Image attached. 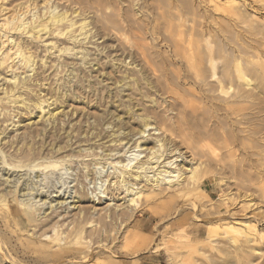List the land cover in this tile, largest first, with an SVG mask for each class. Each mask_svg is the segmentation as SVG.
<instances>
[{
  "label": "bare ground",
  "instance_id": "1",
  "mask_svg": "<svg viewBox=\"0 0 264 264\" xmlns=\"http://www.w3.org/2000/svg\"><path fill=\"white\" fill-rule=\"evenodd\" d=\"M64 1L0 4V264H151L164 249L181 264V234L156 242L157 208L191 198L195 217L244 252L263 244L264 225L245 213L253 201L224 189L240 182L264 202V30H237L255 12L180 0L182 13L170 0L156 39L139 0ZM212 181L239 208H216Z\"/></svg>",
  "mask_w": 264,
  "mask_h": 264
},
{
  "label": "rangeland",
  "instance_id": "2",
  "mask_svg": "<svg viewBox=\"0 0 264 264\" xmlns=\"http://www.w3.org/2000/svg\"><path fill=\"white\" fill-rule=\"evenodd\" d=\"M24 1L25 0H5V1L0 0V4L2 2L7 7H9V9H11V8L17 7L18 6L17 4L23 3ZM119 1L125 3L124 6H126V5L129 6V4H131L133 1L136 2L137 0H119ZM172 1L170 2V0H163V1L162 0H139V2H140L139 7L141 8V11L143 12V14L145 13L146 16H149L148 14H150L149 17H151L150 18L151 20H153V17H154V19L158 18V19H156L157 21L156 20L155 21L158 24L161 23V25L160 24L159 25L158 24L157 25L152 24V25H150L151 27L149 26L150 27V33L152 32V29L154 28V26L157 27V30H158V28H160L158 30L159 32L156 30L157 31L156 32L157 34H155L156 39H158V37H159V39H162V37H164V31H162V30H164V24L162 22L163 19L160 17V15L162 13H166L169 11V5L167 3L170 2L171 5L177 4V5H179V7L181 9H183L182 13H187V10H186L187 8L180 2V0H172ZM226 1H228V0H225V2ZM239 1L240 2L245 1V4H247V8H248L249 12H251L252 14H253V12H255V15H256V16H254L253 19L252 18L249 19L250 21L251 20L252 21L249 22L248 27L247 26L244 27L243 30L245 32L242 30L243 25H240L241 28H240V26H238V28H237L239 33H241V36L244 35L243 37L244 38L246 37L245 39H247V38L250 39V37H251L250 34L251 33L253 34L256 32V30L254 29V26L255 27L259 26V29H262V27H263L262 30H264V25H260L258 22V20L260 18L263 20L262 22L264 24V0H239ZM165 3L167 4V6ZM42 4L43 3H40L39 5L41 6ZM52 4L58 5L59 10H61L63 8L67 9V7L69 6V4L66 3L64 0L63 1L52 0L50 5H52ZM159 4H160V8H162V9H160V8H157V9L158 10L160 9L162 12L158 11L159 12L158 13V12H156L157 11L156 7H157V5L159 7ZM164 4H165V7H164ZM165 8L167 11L165 10ZM136 9H138V7ZM41 10H42V6L38 9L37 13H40ZM148 11H151L152 13L148 12ZM157 13L159 14V16L157 15ZM220 16L216 17L217 21L220 22V24H222V25H226L225 22L223 23V20H222V19H224V17L221 16L222 17L221 18ZM187 17L190 18V16H187ZM170 21H175V20L172 19ZM209 21L210 20L207 21L208 24H209ZM174 23H176V21ZM93 31H95V29ZM161 33L163 36L161 35ZM233 33H234V31H233ZM241 36H238L239 43H243L245 40L243 37L240 38ZM152 37H154L153 32H152ZM152 37L150 36L149 40L152 39ZM114 38L116 39L117 37L114 36ZM251 38H253V36ZM106 39L103 38V39L98 40V37H97L96 39H93L92 42H96V44H102ZM242 39H244V40H242ZM89 47L91 50H93L92 54L97 52V48L95 47V45H89ZM106 52H107V50H105L104 54ZM104 54L100 55V53H98V52L96 53V55H99V59L102 58L104 56ZM0 79H2V78H0ZM261 109L262 110L264 109V105L261 107ZM262 115L264 116V112L262 113ZM25 117L27 118V116H25ZM25 117H24V119H25ZM7 137H10V136H7ZM7 140H9V139L7 138ZM219 145H220L221 154H223L224 156L227 155V151L222 150V147H221L222 145L221 144H219ZM262 145H264V143H262ZM237 149H238V152H237V158L238 159L237 160L245 159L246 158L245 154L247 155V153L246 152L244 153V150L241 148V146L237 147ZM262 150H264V149L263 148L259 149V152H262ZM243 153H244V155H243ZM242 155L245 157L242 158ZM253 158L256 159V157H253ZM78 163L74 164L73 168H75V167L76 168L72 169V172L73 171L74 172H73L72 176L68 177L69 182H71L72 180H75V182L70 185L74 190V191H72L73 192L72 196L75 195V191H76L75 186L77 185V187H78V185H80L78 180L82 181V178L80 177V175H82L80 173L81 172V168H80L81 165H80V163L79 164ZM262 163H264V160L260 164H262ZM228 164L233 165V163L232 162L230 163V161H228ZM255 170L254 169L250 170V172L254 173L253 175H256L258 173V169H255ZM234 182L230 181V186H228V188L224 187V189L226 191L229 190V191H232L233 193L240 195L241 196V200H240L241 202L240 203H242V202L246 203V202H249L252 200L253 203H251V204L253 205V207L248 209V211L246 210L245 213L248 214V216H250L251 214H253V215L255 214L256 218L261 220V223L264 225V219L262 218V216L264 214L261 215L262 212H264L263 200L258 199L259 196L256 198L255 197H251V198L245 197L246 189L243 187V183L237 182V184H236ZM87 183H89V181ZM232 188H233V190H232ZM84 189H85V191L89 192V188L85 187ZM206 191H207V193L210 194V197H211L210 200L213 201L212 203H214L215 207L218 208L222 213L228 214L232 210V208L233 209L239 208V204L231 207V206L226 205L224 203H221V201H219L220 196H221V194H220L221 190L218 186H215L213 181H212V183L208 184ZM257 195H259V193ZM191 201H192V198L190 201H188L187 199H185V200L179 199V200L175 201L176 204L163 205L162 208H161V206L157 208V212L160 213L161 215H163V217H164L163 222H164L165 218H166V220H165L166 222L162 223V221H161V224L164 225V226L163 225L161 226V231H163V232L158 233V236L155 238V239H157L156 242L160 243L165 248H170L172 245V242L176 241V239H177L176 236L178 234H181V240H183L182 245H181V247H182L181 248V264H264V242H263V244H260V245L255 244L256 247H254L253 251H250L248 249L249 252L248 251L244 252V250H242L243 248H238L236 245L232 244V242L230 241V235L226 234L222 229H217L218 227H214V226L212 228L211 227L209 228L208 225L205 223V219H203L204 218V215H203L204 212L198 213L199 217H201L202 215L203 216L200 218L201 220L197 219L195 217V212L191 211V205H189V204H191ZM195 202H198V201H195ZM199 203H200V201H199ZM153 226H157V222H153L150 225L149 231L153 230V228H154ZM197 226L201 228L199 234L194 233V229ZM162 234L165 235V240L163 242L160 241V239L162 238V236H161ZM218 250H219V252H218ZM169 253L170 252H168V250H166V249H164L161 252L155 253L153 256H155L156 259H154L155 261H153L151 264H173L170 261V254ZM158 255H160V256H158Z\"/></svg>",
  "mask_w": 264,
  "mask_h": 264
}]
</instances>
